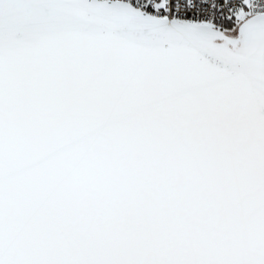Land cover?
<instances>
[{
    "label": "snow or ice",
    "instance_id": "snow-or-ice-1",
    "mask_svg": "<svg viewBox=\"0 0 264 264\" xmlns=\"http://www.w3.org/2000/svg\"><path fill=\"white\" fill-rule=\"evenodd\" d=\"M0 264H264V0H0Z\"/></svg>",
    "mask_w": 264,
    "mask_h": 264
}]
</instances>
